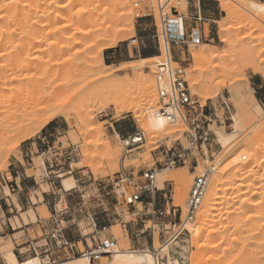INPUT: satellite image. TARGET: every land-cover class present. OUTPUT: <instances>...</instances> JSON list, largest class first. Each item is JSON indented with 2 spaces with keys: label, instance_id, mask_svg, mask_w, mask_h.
<instances>
[{
  "label": "rangeland",
  "instance_id": "1",
  "mask_svg": "<svg viewBox=\"0 0 264 264\" xmlns=\"http://www.w3.org/2000/svg\"><path fill=\"white\" fill-rule=\"evenodd\" d=\"M61 1L59 0H0V16H1L0 17V46H1L0 47V55H1L0 66L9 65V64L13 66V64L14 65L16 64L15 69H19L20 66H22V63L24 61L25 62L23 64H26V62L30 64L32 62L31 65L34 68L38 67V64L43 63V65H46V68L38 67L37 69H34L33 67H30V68H27L28 70L24 69L23 71L25 72L19 74V76L18 75L11 76L12 77L11 85L15 88L16 91H19L21 97L24 96L23 98H26V100H29V102L35 103L38 101V98H40L43 95H49L50 93H53V92H59L60 101L68 102L70 101L71 95L73 93L74 94L78 93V95L80 94L82 96H85V95L88 96L87 102L89 104H87L86 102V104H84L85 106L86 105L92 106L91 109L88 108V106H86L87 108H84V106L80 107V105H83V104H79L80 101H78L79 99L77 98L78 97L77 95L76 98H74L71 101L72 103L69 105V110L71 114L73 115V117H70L69 119H67L66 117L58 116L54 118L53 120H51L48 124L44 125V122H46L47 118L49 117L48 115L49 113H43V116L41 115L38 118V120H36V122H31L32 124L29 125L28 124L29 121H25L26 120L25 117H27V115L25 114V112L23 113L21 110H19V107H18L19 105L17 104L20 114L23 113L24 115H26L24 117V115L22 114V117H19L20 119L18 120V117L16 115L18 116H21V115L18 114L19 113L18 111H16L17 107H15L14 104H12L11 109L13 108V106H14V109H12L11 112L14 110L13 112L15 115V116L12 115L13 113L10 112L12 115V119L14 120L17 117L14 120L16 122L14 121L13 122L17 125L18 123L19 125H22L20 123H23V119H24V122H26L25 125L26 126L27 124L29 125L28 130L25 127L26 131L22 133H26L27 131L30 132L29 130L31 129H33L32 131H34L35 129L36 133L33 132L32 133L33 135L32 134L31 136L29 135L30 137L28 136L25 137L26 136L25 134H21V136L19 137L17 136L18 133H16L17 135L16 134L13 135V137L15 136L17 137H15V139L13 137L10 138L11 140H13L12 143L9 140L10 142L9 145L11 144L10 147H13L12 144L19 142V144L17 143L18 146L17 145L16 147L14 146L15 147L14 151L11 150V149H14V147L9 149L10 147L8 143L6 145L2 144V146H4L3 149L5 148L4 150L6 151H4L2 149V146L0 145V148H1L0 150L4 151V152L0 151V153H2V155H0V202H2V204L4 203L6 204V199H9L8 204H11V207L6 205V208L11 209V210L13 209V212L11 211V215H10L11 216V238L3 236L0 233V251H1L0 264H7L4 258L5 254L9 253L10 251H14L15 247L18 244H21L23 240H26L29 238L35 239L42 235L41 231H39L38 235L35 234V231L38 227V224H37L38 220L39 219L46 220L50 218V212L47 206H45V204L43 203L42 195L47 194L49 196H53V193H55L56 195L58 194L62 195L63 193H60L59 191L63 190V188L61 187V182L64 183L65 180H69L71 185L75 188L76 183L72 176L68 174L67 175L62 174L61 179L57 178L58 171L65 173V171L69 168V166H72L73 169L77 170V173H78L77 176L79 177H82V171L86 169L90 171V176L85 178L86 183L84 185H82L81 183L82 188L79 189V186H78V188L76 189V192L75 191L70 192L71 195L69 196L71 198L70 200L71 204L73 206H76V213H75L76 222L80 223L81 227L86 232H90V228L86 220V216L80 213V208L79 206H77L79 203V199L77 198V195L79 196L80 190L83 191V194L87 196L86 201L83 202L84 203L83 207L87 211H90L91 214H94L95 216H97L98 222L101 223V225L107 227V231H105L103 234L104 238L106 239V238H111V236H114L117 240L116 243L118 244L119 250L121 251H126V250L148 251L152 246L153 237L155 241V247L159 248L162 242H161V236L159 235L158 232H156L155 235L153 234L150 235L149 233H146L139 239L135 237L136 230H134L135 228L134 224H136L137 221L133 217V213H135L136 211L144 212L143 206L137 205L135 208L129 207L126 205L124 200L120 198L118 195L112 193L110 196H107L106 192L110 191V189L108 188L107 189L108 191L104 192L102 187H104L105 185L107 186L110 185L114 176L122 170H126V172H129V173H138L140 171H145V170L160 171L161 169L156 165V160L154 158V152L156 148L159 146V144L170 143V142L177 141V140L182 141L183 143H186V140L183 135V133L186 130V127L184 124L182 123L171 124L169 127V130L167 131L147 132L143 128L144 122L146 120L145 117L147 116V112L145 110L147 109L144 110L146 116L143 115L144 114L143 112L142 118H141L142 120H144V122L139 121L140 119L137 116H135L136 113L133 110L132 112L123 111V113L121 112L119 114L116 107L110 104L109 100L106 97H104L100 93L99 95L97 94L98 92L97 90H99L98 83L92 82L90 84L84 85L81 82L82 81L81 78L79 80L74 79L76 78L75 73L77 72L76 71L73 72L71 64L74 63L76 66L78 65L77 68L81 70V68H83V66L86 65L85 63L88 58L86 56L88 54L89 58L93 57V60H95L96 65H100V59L98 58V52L102 50L103 48L100 45L92 47L91 45H93V42H90L88 39L92 40L93 37H89L85 35L81 36L78 32L77 33L75 32L79 30L78 29L79 28V22H78L79 18L78 17H81L80 15L82 14V12H84L83 13L84 17L88 16L89 14L88 6L84 3H80L83 0H79L80 2L78 3V5H76L74 9H72L70 12V13L73 12V16L76 17L75 21H72L73 23L69 22L70 20L68 21L63 20L62 21L63 23L61 22V24H58L57 26L47 25L46 27L42 25L43 24L42 20H46L47 17L55 13L56 10L59 9L58 7L59 6L62 7L64 5L63 3H65L67 0H61ZM201 1L210 4V7H208L210 10L208 17L211 20L210 23L202 21V23H206L205 24L206 39H204L202 43L200 44V45H203L201 50L206 49L207 51H209V49H212V50L214 49V51H224V50L227 51L228 48L224 44L221 43V36L223 33H226V32L227 34L229 33L230 38L234 41V47H233V50L230 51L228 58L226 57V58H223L222 60L218 59L212 62H205L201 60L200 58L197 59V57L193 56L194 54L188 53L182 48L175 51L179 54V57H180L176 61L183 64L188 69L187 70L188 82H189L192 93L195 95V97L198 100L202 101L203 103L207 102L208 106L213 108L214 120H216V123L212 124L211 126V129L214 130V132L217 135V137H215L214 135L216 142L213 145V150H210V152H206L205 157L201 156L200 166L197 169L196 173H194L193 169L189 167H177V168L168 170L172 174L179 173L189 178L192 181V186H193L194 178L197 175L202 173L206 165L213 164L217 170L221 169L230 160L232 159L234 160L236 158V155L241 151L244 157H246V160H242V163L245 165L248 164L251 158L248 152L249 147L247 146V144L250 141H252L253 138H256L261 133H263V129H264V106L262 105V102L260 100V97H261L260 92L263 91L264 89H260L256 87V85H262L264 87V77L260 74H255L252 68L247 69L246 72H244L245 69L243 68H237L239 64H241L242 62L247 63V61L252 62L253 64H261V62L264 63V23L259 22L257 18H252L251 24H249L248 26L246 25V27L245 26L241 27L240 18L243 19L244 17L237 16L236 18L233 19L234 21L228 20L229 15L227 11L224 10V8L222 7V3L225 2L226 0H201ZM248 1L249 2L254 1V2L264 4V0H245L244 2H248ZM244 2L243 0L242 1L241 0L240 1L239 0L238 1L237 0H227L225 3L230 4L237 11L245 13L240 9V7H238V5L239 6L243 5ZM128 3H129V9H130L129 11L132 10L133 12L131 15L133 19L132 22L134 24L131 25L130 21L126 20L127 18L126 17L125 22L122 23L120 26L121 29L123 30L121 32L124 37H122V39L118 41L115 47L104 49L103 52L101 53V57L103 58L105 51L109 49L121 50L120 56L118 55L117 59H115L117 62L114 66L106 64L103 58V61L106 65L113 66L117 69H120L118 74L113 76L112 80L114 81L120 80L122 76L129 75L131 77V81L134 82L133 75L135 73L132 67L140 65L143 59L148 60V63L146 62V67L147 66L149 67L146 68L145 71L147 73V76L152 78L153 81L155 82L154 83V88H155L156 87V81H155L156 63L158 61H162L165 59L166 50L164 48L162 38H161V49H160L158 41H155L154 39H151L149 42H145V43H142L141 40H139L140 35L138 31L149 28L145 26L144 27L140 26L141 20L150 19L152 23V26H150V28L152 31H155L154 35H156L157 32L160 34L162 31V26H161L162 14L172 17V11L177 10L179 13L185 15L188 18V9L191 7L192 4L197 3V0H174L173 2L169 4H167L165 0H140V10H137L135 8L133 0H128ZM185 4L187 5L186 9H184ZM106 7L107 6L98 5L97 6L98 10H96L97 14L98 15L102 14L103 10ZM161 7H162V10H161ZM48 11H50L49 13H52L49 16H48L49 14ZM59 11L61 10L59 9ZM140 11H142L141 15H145L146 17L137 18L136 15L140 13ZM38 17L40 19L42 17L41 21L40 19H38ZM226 21H229V22H226ZM76 22L78 23V26ZM223 22H224V27L223 26L222 27L224 28V31H223V28H221V23ZM66 23L69 24V26ZM257 24H259V26H257ZM65 25L68 26V28H65L66 27ZM73 25H76V26H73ZM252 25H255V26L252 27ZM238 26H239V29L236 30ZM56 27L58 31L56 30ZM227 30H230V31H227ZM72 32H74V36L76 37V39H78L79 41L81 40L80 41L81 46L77 47L76 49L74 48L73 53L71 52V53H66L62 55V57L60 58V60L62 61L61 65L63 66L62 67L63 70L61 69L62 73L59 72V73L54 74V73L46 72V71H51L52 69L51 67H48V65H52L53 63L55 64V62L53 61L57 60V58L54 55L55 54L54 47L59 42H63L65 40L68 41L67 40L68 38L69 40H71V38L75 39ZM230 32L231 33L234 32V33L230 34ZM242 35L243 37L247 36L246 37L247 40L245 39L241 41ZM249 35L251 37H248ZM26 36L28 38H26ZM78 36H81V37L79 38ZM82 37H84V39ZM41 39H43V41H41ZM137 39L138 41L134 42ZM36 41H39V43ZM29 42L31 43L33 42V44L35 43L33 46L34 48L32 47L31 44L30 45L32 48L30 47ZM87 42H90V44L86 45L85 43ZM89 45L90 47H92L91 49L93 50L92 55H90L89 52H87L88 50L87 48ZM28 46L30 47L31 50L28 48ZM37 46L39 48H37ZM26 48L29 50H27ZM36 48L38 49V51L35 50ZM49 48H51V50ZM52 48L54 49L52 50ZM145 50H151V53H146V54L143 53ZM14 51H18V52H14ZM42 51H45V52L48 51L47 52L48 54ZM19 53L22 55H20ZM41 53L43 54L45 53L44 55L45 58L43 54ZM153 54H155L156 56H151ZM161 54H162V57L160 60H157V59L152 60L156 57H160ZM26 55L27 57H25ZM28 57L31 58V60ZM38 57L41 61L37 59ZM25 58L29 59L30 61L25 60ZM49 60L50 62H52L51 64H49L50 63ZM236 63H239V64H236ZM41 69L44 71L42 72ZM194 69L196 70V72L192 73V70ZM70 72L71 73L73 72L71 74L73 78L70 75ZM244 74L246 75V79L244 77ZM4 75H5L4 73L0 74V86L1 88L3 87L2 89H4V91H6L8 87L7 82L9 81V78L8 76H4ZM32 77H34L35 79ZM56 78L58 80H56ZM69 79H70V82H69ZM193 79L195 80L194 82H193ZM12 82L15 83V85H13ZM18 82H19L18 85L22 86L23 88L22 87L17 88ZM52 84L55 86H53ZM60 85H62V87ZM12 86L11 88H13ZM24 86L26 89L24 88ZM54 87H57V88L55 89ZM53 88L55 89V91H53ZM208 88L210 89V91H208L209 90ZM21 89L23 91H21ZM155 89L156 90H154V93L156 95L157 87ZM131 90L128 93V95H126L127 98H125L126 103L124 104V106L128 104L127 106H125L126 108H128L129 106L130 107L132 106L133 109L135 108L134 110L137 109L139 112H141L142 110L140 108L143 107L141 103V99H143L145 96H149V94H147L146 92H143L142 90H138L137 88H134ZM50 91H53V92H50ZM135 95L138 97H135ZM139 95L143 97L140 98ZM133 96L136 99L132 98ZM92 97L94 98V100ZM157 98L158 97H156L157 101H155V103L152 106L156 105L157 103V108H158ZM92 102L94 106L92 105ZM225 102L228 104L232 112L231 113L232 117H230V119H227L228 116H227V108H226ZM256 106H260L263 109V112L260 113V116L256 110ZM155 107H152V108L157 109ZM83 108L87 110L89 109V111L94 112L93 114H94L96 124L97 125L99 124L98 128H100L101 126L102 133L100 132V129L99 131H97V134L95 132V135L93 134L86 135V133H84L85 131H82L84 129L81 126L82 123L78 124L79 120L76 118L77 117L76 112L82 110ZM20 109H22V106H20ZM0 111H1V108H0ZM15 111L18 113L15 114ZM23 111H26V109ZM3 114L4 113L1 114V117ZM239 114L242 115V118H243L242 119L243 121L241 123L242 132L237 134L236 141L229 148H224L221 144H219V141H218L219 135L220 134L222 135L223 133L232 134L234 132L233 118L235 115L237 116ZM7 115L8 114H6L5 116L4 114V116L2 117L3 120H4V117H7ZM1 117H0V120L2 121ZM21 118H22V121H21ZM255 119H256V122H255ZM54 121L62 125L63 130L59 134H57L55 137H52V136L50 137L49 135H45L44 132H45L46 127L49 126V124H51V122H54ZM41 126L43 127L41 128V130H39ZM138 130L143 131L146 137V141L144 142L143 146H141V148H139L138 150L134 151L131 154H126L125 145L123 143L121 136L127 133H134ZM99 134L100 135L102 134L101 137L103 138H101ZM22 135L24 136L22 137ZM21 137H22V140L19 141ZM94 137L97 139V142ZM260 141L261 142L263 141V142L261 143ZM260 141L258 144L260 146H264V138H262V140ZM106 145L107 147L110 146L116 150H118V148L119 150L121 149L120 150L121 152L115 161L114 160L109 161V159L105 157L104 154L106 152V149H108ZM7 148L9 149L8 151H7ZM26 154H29V155L26 156ZM23 155L26 159L25 163L23 161ZM209 161L211 163H208ZM19 162H22L24 168L19 167L20 166ZM57 164L59 165L58 168L56 167ZM257 174L258 175L264 174V163H263V166L261 165V167L259 168ZM19 176L22 179L26 178L27 181H30V184H27V186L30 187V190L19 191L17 189L16 192L12 193V195L9 196L10 192H9L8 187H6V185L13 184V186L16 188V182L19 183V179H16V178ZM162 176L163 174H161L160 178L163 181H165L164 187L167 188V190L173 191L175 205L177 206L176 183L175 181L165 176L163 177ZM100 182H103L104 184L102 185V187L98 186ZM64 188L65 190H68L65 186ZM229 190L227 191L228 193L225 192L226 195L223 193L224 199H222L221 202H224V204L220 206L222 207V210H220V212L212 211L213 213L210 217L212 220L210 219L207 222V224H205L204 232L207 233L208 231H210V229L212 230L213 228L217 227V229H220V231L222 230V232L227 236V238L240 235L241 239L239 240L240 241L242 240L241 242L242 243L244 242L243 244L247 245L250 243L249 246L252 248H250L247 245L248 246L247 252L249 253L251 250L254 249L253 248L255 246V244H253L254 240H250L248 238L247 236L248 233H243V232L240 233V231H238L235 227L233 229V225L235 224L234 221L237 222V220L239 219L237 217L239 215L232 213L230 210H233L235 207H237V203H239V199L235 197V194H233V190L231 189ZM190 191H189V194H190ZM5 194L8 196V198L7 196L5 197ZM231 196L234 197L232 200H230ZM262 196L264 198V195ZM37 199H40V202L37 201ZM30 200H32L34 205L32 203H27V202H30ZM19 202H22V206L21 208H19V205H18V208L16 210L14 208V204L17 205V203ZM262 203L264 204L263 199H262ZM262 203H261V208L263 209L261 211H264V207ZM201 209L197 215L198 218L201 215ZM226 211L227 212L230 211V212L227 213ZM214 213L215 215H213ZM230 213L232 216L230 215ZM0 216H3L1 206H0ZM233 216L235 219L233 218ZM196 220L194 221L195 223H197ZM218 220L220 223L218 222ZM146 221H149V220H146ZM228 223L230 224L229 227L230 228L232 227L231 229H229V227L228 228L226 227L229 225ZM261 223H262V228H264L263 227L264 223L263 222ZM147 225L149 227L152 224L148 222ZM8 226H10L9 221H7L6 223L5 222L3 223L0 221L1 231H5ZM213 226H216V227H213ZM224 228H226L227 231L228 230L230 231V232L228 231L229 234L227 233L226 229L224 231ZM262 230L264 232V229ZM246 231H248V229H246ZM5 232L8 233L7 231ZM244 237L245 239L243 240ZM261 238H263V235L259 237V239ZM138 240H140L139 242L141 244L140 243L136 244V241ZM257 240L258 239H255V241ZM176 243L178 244L177 245L174 244L169 251L170 258L168 255H164V258H165L163 262L164 264H169V259L172 260L173 262L178 261L179 264H200V263L204 264L202 263L204 262L202 261V259L204 260L205 258V256L203 257L204 252L202 253L201 252L202 249L197 248V246L195 245L194 236L192 235L191 232L188 231ZM80 248L81 250H83L82 245H80ZM247 252L237 262H235V264H250V263L253 264L254 263V260L252 259L253 257H251L250 254H248ZM247 254L249 257L247 256ZM79 257L81 256H76V259H78ZM198 257L201 260L198 259ZM73 259L74 258L68 259V258L62 257L59 260H57L56 264L65 263L67 261H72ZM106 260H107V264H112L111 262L114 260V255L105 258V261ZM20 262H22V260H20ZM44 263L55 264L53 262L48 263V260L45 261ZM91 264H103V260L101 258L95 262H91ZM260 264H264V261H261Z\"/></svg>",
  "mask_w": 264,
  "mask_h": 264
},
{
  "label": "bare ground",
  "instance_id": "2",
  "mask_svg": "<svg viewBox=\"0 0 264 264\" xmlns=\"http://www.w3.org/2000/svg\"><path fill=\"white\" fill-rule=\"evenodd\" d=\"M59 1H61V0H59ZM165 1H166L167 4H169V3L173 2L174 0H165ZM244 1L245 0H243V2ZM79 2H80L79 0H67L65 3H63L64 5L62 4L63 5L62 7L61 6L58 7L61 11H59V9H57L58 11L56 10V12L53 13V14L49 13L50 11H48V13H49L48 16L50 14H52V15L47 17L46 20H42L43 21L42 25H44L46 27H47V25L48 26L49 25L57 26L58 24H61V22L63 20H67V21L70 20L69 22L75 21L76 17L73 16V12L72 13H70V12H71L72 9H74V7L76 5H78ZM225 2L222 3V7L224 8V10L227 11V13L229 15L228 20L234 21L233 19L236 18L237 16L238 17H240V16L244 17L243 19L240 18L241 19V22H240L241 27L242 26L246 27V25L248 26L249 24H251L252 23V18H257L259 20V22L264 23V4H261V3H258V2H254V1L244 2L243 5H240V6L238 5V7H240V9L243 12H245V13H242L240 11H237L233 6H231L230 4L225 3ZM80 3H84V4H86L88 6V13L89 14L87 13L88 16L84 17V15H83L84 12H82V14L80 15L81 17H78L79 18L78 19L79 20L78 21L79 22V28H78L79 30L75 31V32L76 33L78 32L81 36L85 35V36L93 37L92 40L88 39L90 42H93V45H91V46L95 47V46H99L100 45V46H102L103 49L98 52V58L100 59V65H96L95 64V60H93V57L89 58L88 54H87V56L85 55L86 57H88L87 60H86V63H85L86 65L83 66V68H81V70L77 68L78 65L76 66L74 63L71 64L73 72L76 71L78 73V74L75 73L76 78H74V79H78L79 80L81 78L82 79L81 82L84 85L90 84L92 82L98 83L99 90H97L98 91L97 94L99 95V93H100L101 95L106 97L109 100L110 104H112V105H114L116 107V109L118 110L119 114L121 112L123 113V111L124 112L125 111L132 112V110H133L136 113V114L134 113L135 116H137L140 119V120L139 119L138 120L144 122V120H142L141 118H142L143 112H144L143 115H145V111H146L147 112V116L145 115L146 116L145 117L146 120L144 122L143 128L147 132H152V131L162 132V131L169 130V127H170L171 124L166 122L165 119H163L162 117H160L157 114L156 109L152 108V107H155V106H156L155 108H157V103H156V105L152 106L155 103V101H157L156 100V97H157L156 95L157 94L155 95V93H154V90H156L155 89L156 87L154 88V83L155 82L153 81L152 78L147 76V73L145 71V69L149 67V66L146 67V62L148 63V60L143 59L141 61L140 65L132 67L134 69V73H135L133 75L134 82L131 81V77L129 75L122 76L120 80L114 81V80H112V78H113V76L118 74L120 69H117V68H115L113 66L106 65L104 63V61H103V58L101 57V53L103 52L104 49L115 47L117 45L118 41L121 40L122 37H124L122 35V32H121L123 30L121 29L120 26H121L122 23L125 22V18L127 17L126 20H129L131 25L134 24L132 22L133 19H132V15H131L133 12H132V10L129 11L130 9H129L128 0H83ZM98 5L107 6L103 10L102 14H99V15L96 12V10H98V8H97ZM99 13H100V11H99ZM46 14H47V12H46ZM103 14H104V16H103ZM38 19H40V18L38 17ZM41 19H42V17H41ZM41 19H40V21H41ZM226 22H229V21H226ZM33 25H34V23H33ZM67 25L69 26V24H67ZM35 26H36V24H35ZM55 26H54V28H55ZM68 26H66L65 28H68ZM73 26H76V25H73ZM77 26H78V23H77ZM222 26L224 27V22L221 23V28H223ZM254 26L255 25H252V27H254ZM257 26H259V24H257ZM73 28H75V27H73ZM226 29H225V31H226ZM237 29H239V26H238V28H236V30ZM56 30L58 31L57 27H56ZM230 30H227V31H230ZM234 30H235V28H234ZM39 31H40V29H39ZM57 31H55V32H57ZM223 31H224V28H223ZM232 33H234V32H232ZM232 33L230 32V34H232ZM36 34H37V32H36ZM72 34L74 36V32H72ZM81 36H78V37L80 38ZM246 37L245 36L243 37V35H242V38L240 37L241 41H243L245 39L247 40ZM248 37H251V36L249 35ZM26 38H28V37L26 36ZM40 38H39V40H40ZM82 38L84 39V37H82ZM36 39H38V38H36ZM36 39H34V40H36ZM67 40L68 41L65 40L63 42L57 43V45L55 47L53 45V47L55 48V54L54 55L57 58V60H56L57 62L52 60L53 62H55V64L53 63L52 65H48V67H51L53 70L51 69V71H46L48 69V67H47V69L45 70L46 72L54 73V74L55 73H59V72L62 73L61 69H62L63 66L61 65L62 61L60 60L62 55L66 54V53H71V52L73 53V51H74L73 49L74 48L76 49L77 47L81 46V42H80L81 40L79 41L78 39H76V37H75V39L71 38V40H69V38H68ZM41 41H43V39H41ZM56 41H58V40H56ZM33 42H35V41H33ZM33 42L32 43L29 42V45L31 44L32 47L35 44V43L33 44ZM36 42L39 43V41H36ZM85 42H86V40H85ZM90 42H87L85 44L86 45L90 44ZM221 43L224 44L228 48L227 51L226 50H224V51H214V49L213 50L209 49V51H207L206 49L205 50L204 49L201 50L203 45L195 46V45L192 44L190 46V48H189V52L194 54L193 56L197 57V59L200 58L201 60H203L205 62H212V61H215V60H218V59L222 60L223 58H226V57L228 58V56L230 54V51L233 50L234 41L230 38L229 33L227 34V32H226V33H223L222 36H221ZM54 44H56V43H54ZM16 45H17V43H16ZM31 45H30V47H31ZM30 47L28 46L29 49H30ZM92 47H90V45H89L88 48H87L88 49L87 52H89L90 55L93 54V50L91 49ZM37 48H39V47L37 46ZM37 48L35 49L36 51H38ZM54 48H52V50ZM29 49H27V50H29ZM49 49L51 50V48H49ZM14 52H18V51H14ZM42 52H45V51H42ZM47 52H45V53H47ZM165 52H166L167 55L169 54L167 50ZM32 53H34V52H32ZM45 53L44 54L41 53V54H43V56H44ZM53 53H54V51H53ZM20 55H22V54H20ZM31 55H30V57H31ZM0 57H1V55H0ZM25 57H27V55ZM95 57H97V56H95ZM10 58H11V56H10ZM16 58H17V56H16ZM44 58H45V56H44ZM50 58H52V57H50ZM29 59L31 60V58H29ZM29 59L25 58V60H27V61ZM32 59H33V57H32ZM37 59H39V57ZM156 59L160 60L158 57H156V58H154L152 60H156ZM149 61H151V60H149ZM49 62H50V60H49ZM23 63H22V66H20V68L18 67L19 69H15V65L16 64L14 65L13 63H12L13 66L11 64L0 66V74L4 73L5 74L4 76H8V78H9L8 82H7L8 79L6 80L7 85H8L6 91H4V89H2L3 87L1 88V86H0V89H1V91H0V108H1L0 117H1L2 113H4L5 116H6V114H8L7 117H4V120L2 118L4 116V114H3L2 117H1L2 121L0 120V143H1L0 145L1 146H2V144L6 145L7 143L9 145V143H10L9 140L12 143L13 140H11L10 138H12L13 135H15L16 133H18V135L17 134L16 135L19 136V137L21 136V134H25L26 135L25 137H27V136L30 137L33 132L36 133L35 129H34V131H32L33 129L29 130L30 132L27 131L28 132V133L26 132L27 134L26 133H22V132L26 131L25 127L28 130V126L30 124H32L31 122H36V120H38V118L41 115L43 116V113H49L48 114L49 117L47 118L46 122H44V125L48 124L51 120H53L54 118H56L58 116H61V117L63 116V117H66L67 119H69L70 117H73V115L71 114V112L69 110V105L72 103L71 101L74 98H76L78 93H75V94L73 93L71 95L70 101H68V102H61L60 101L59 92H53V91H55V89L57 87H54L55 89L53 88V91H50V92H53V93H50L49 95H43L41 97L39 96L40 98H38L37 102H35V103L32 102L34 104L29 102V100H26V98H23L24 96L21 97L19 91H16L15 88L11 85V78H12L11 76H13V75L14 76L18 75L19 76V74L25 72V71H23L24 69L33 67L31 65L32 62L31 63L29 62L30 64H28L27 62H26V64H23ZM51 63L52 62H50L49 64H51ZM245 63H243V62L241 64L236 63V64L240 65V66L238 65L237 68L245 69V71L242 70L244 72H246L247 69L252 68L255 74H260V75H262L264 77V67H263L264 63L263 62H261V64H253L252 62H248V61H247L246 64ZM97 64H99V63H97ZM38 67L39 68H43V67L46 68V65H43V63H42V64H38ZM38 67H36V68L33 67V68L37 69ZM80 67H81V65H80ZM64 69H65V67H64ZM43 71L44 70H42V72ZM195 72H196L195 69L192 70V73H195ZM72 73L70 72V75ZM244 77L246 79V75L245 74H244ZM20 78H21V76H20ZM25 78H27V77H25ZM32 78H34V77H32ZM72 78H73V76H72ZM48 79H50V78H48ZM56 80H58V79L56 78ZM71 81H72V79H71ZM194 81L195 80L193 79V82ZM69 82H70V79H69ZM18 84H19V82L17 83V85ZM195 84H197V83H195ZM13 85H15V83H13ZM2 86H4V85H2ZM11 86L13 88H11ZM33 86H34V84H33ZM53 86H55V85H53ZM60 86L62 87V85H60ZM18 87H22V86L18 85L17 88ZM24 88H25V86H24ZM134 88H137L138 90H142L143 92H146L147 94H149V96H145L144 95L145 97L143 99H141V103H142V106H143V107L140 108L142 110V111L140 110L141 112H139L137 109L134 110L135 108L133 109L132 106L131 107L129 106L128 108H126L125 106H127L128 104L124 106V104L126 103V101H125L126 99L125 98H127L126 95H128L130 90L134 89ZM210 89L208 91H210ZM216 89H218V88H216ZM21 91H23V90L21 89ZM81 91H82V89H81ZM48 93H49V91H48ZM92 94H93V92H92ZM135 97H138V96L135 95ZM135 97L133 96L132 98H135ZM142 97L143 96H140V98H142ZM77 98L79 99L78 101H80L79 104H83V105H80V107L84 106V108H87L86 106H88V108H90V109L92 108L91 105H86V106L84 105L88 101V96L87 95L82 96V95L79 94ZM93 100H94V98H93ZM95 101H96V99H95ZM12 104H14L15 107H17L19 105L18 106L19 110H21L23 113L25 112L27 117H25L26 115H24L22 112L21 113L24 115V117L26 119L25 121H29L28 122L29 125L28 124H27V126L25 125L26 122H24V119H23V123H24L25 126L23 125V123H20L22 125H19V123H18L19 126L14 123V122H16L14 120L17 117H18V120L20 119L19 117H22V114H20V112L18 110V107H17V109L15 108L16 111L19 112L18 113V112L15 111V114L18 113L21 116L16 115L17 117L13 120L12 119V115H14V112H13L14 110L12 112H11V110L14 109V106L11 109ZM21 104H23L25 107L23 105H21ZM87 104H89V103L87 102ZM92 105H93V102H92ZM20 106H22V109H20ZM89 106H91V107H89ZM23 107H24V109H23ZM80 107H79V109H80ZM84 108L82 110L76 112L77 113V117L76 118L79 120L78 124H81V123L83 124V125L81 124V126L84 129L82 131H85L84 133H86V135H91V134L95 135V132L97 134V131H99V129H100V132L102 133L101 126H100V128H98L99 124L98 125L96 124V121H95V118H94V114H93L94 112L89 111V109L87 110V109H84ZM25 109H26V111H23ZM145 109H147V110H145ZM2 110H4V111H2ZM241 110H243V109H241ZM256 110H257L259 116H260V113L263 112V109L260 106H256ZM10 112L13 113V114L11 115ZM241 112H243V111H241ZM242 119H243L242 115H240V114L237 115V116L235 115L234 118H233V121H234V124H233L234 132L232 134L223 133L222 135L221 134L219 135V139H218L219 144H221L224 148H229L236 141L237 134L242 132V128H241V126H242L241 123L243 121ZM11 120H12V122H11ZM21 121H22V118H21ZM255 122H256V119H255ZM253 124H254V122H253ZM42 127L43 126H41L39 128V130H41ZM17 136H15V137H17ZM23 136L24 135H22V137ZM101 136H102V134L100 135V137ZM15 137H13V138L15 139ZM22 137L19 139V141L22 140ZM100 137H98V138H100ZM74 138H75V136H74ZM101 138H103V137H101ZM262 138H264V129H263V133H261L256 138H253V140L250 141L247 144V146L249 147V151L248 152H249V155H250V158H251L250 162L248 164L245 165V164L242 163V160H245L246 157H244V155L242 154V151H241V152H239L236 155V158L234 160L233 159L230 160L221 169L217 170L215 168L214 175H213V178H212L213 180L211 181V185H210L209 190L207 192V196L205 197V201L203 202V204L201 206V208H202L201 209V215L199 216V218L197 217V220H196L197 223H195L194 221H190V222L186 223L187 229L194 236L195 245L197 246V248L202 249V251H201L202 253L204 252L203 253L204 254L203 257L205 256V258H204V260L202 259V261H204L202 263H204V264H235V262H237L242 256H244V254L248 250L247 247L250 245V243L247 244L248 246L246 244H243L244 242L242 243L241 242L242 240L241 241L239 240V239H241L239 234H238L239 236L236 235L235 237L232 236L231 238H227V236L222 232V230L220 231V229H217L216 226H213V227H216V228H213L212 230L210 229V231H208L207 233L204 232V230H205L204 226L211 219L210 217H211V215L213 213L212 211H219L220 212V210H222V207H220V206H222L224 204V202H221V200L224 199L223 193L225 194V192H227L229 189L233 190V194H235V197H237L239 199V203H237V207H235L233 210H230L232 213L239 215L237 217V218H239L237 220V222L234 221L235 224L233 223L234 224L233 225V229L235 227L238 231H240V233H242V232L243 233H248L247 236H248V238L250 240H254L255 241V239H258L257 241H255V243L253 241V244H255V246L253 247L254 249L251 250L249 253L248 252L247 253L250 254L251 257H253L252 258L254 260L253 264H260L261 261H264V232L262 230L264 228H262V223H261V222L264 223V211H261L263 209V208H261L262 199L264 200V198L262 196V195H264V174H262V175H258L257 174L259 168L261 167V165L263 166V163H264V146H260L258 144L259 141L262 140ZM95 140L97 142L96 138H95ZM17 143L19 144V142H17ZM17 143L12 144V146L16 147ZM107 145H106V147H107ZM10 146H11V144L9 145V147ZM3 147L4 146H2V149H3ZM13 147H10L9 149H11ZM15 147H14V149H11V150L14 151ZM107 148L108 149H106V152L104 154L105 157H107L109 159V161L110 160H114L115 161L118 158V156H119V154L121 152L120 151L121 149L119 150V148H118V150H116V149H113L110 146H108ZM9 149L7 148V151ZM3 150H0V151H2V152L6 151V150H4V151ZM5 154H6V152H5ZM0 155H2V153H0ZM111 163H112V161H111ZM208 163H211V162L209 161ZM211 165H213V164H211ZM161 174H163V176L175 181L176 186H177V199H176L177 200V206L182 208L183 211H184V214H185L186 213V205H187L186 201H188L187 198L189 197L188 196L189 195V191H190V189L192 187V181L189 178H187L184 175H182V174H179V173L172 174L168 170H160V171H157V178L159 177L158 178V183H159V186L161 188L164 187V183H165V181H163L160 178ZM64 186L68 190L73 189V186L71 185L69 180H65L64 181L63 187ZM233 196H231V198L229 197L230 200H232L234 198ZM263 207H264V204H263ZM229 209H231V208H229ZM229 212H227V213H229ZM213 215H215V213ZM230 215H231V213H230ZM234 216H233V218H234ZM193 222H194V224H193ZM218 222H219V220H218ZM229 226H230V224L228 226H226V227L228 228ZM231 228L229 227V229H231ZM225 229L226 228H224V231H225ZM246 229H248V231H246ZM226 231H227V229H226ZM228 231H227V233L229 234L230 231L229 232ZM219 233H221V234H219ZM232 235H233V233H232ZM261 235H263V238L259 239V237ZM248 238H246V239H248ZM244 239H245V237L243 238V240ZM175 244L177 245L178 243H175ZM172 246H173L172 244H170V245L168 244V245L160 246L159 248H157L159 251H161V255H162L163 261L165 260L164 255H168L169 258H170L169 251H170ZM250 248H252V247H250ZM248 254H247V256H248ZM113 255H114V260L111 262L112 264H156L155 260H154V257H153V254L151 253L150 250H148V251H145V250H143V251H130V250L121 251V250H119V251H116ZM4 258H5L6 262H7V264H44L42 262V260L40 258H37V257H32V258H29V259H27L25 261L19 262L17 260L16 256H15L14 251H10L9 253L5 254ZM105 258H107V257L102 258L103 264H107V260L105 261ZM250 258H248V259H250ZM198 259H200V258L198 257ZM253 260H252V262H253ZM60 264H91V261H90L89 257H79L78 259L74 258L72 261H67L65 263H60ZM169 264H179V262L178 261H174L173 262L172 260L169 259Z\"/></svg>",
  "mask_w": 264,
  "mask_h": 264
},
{
  "label": "built area",
  "instance_id": "3",
  "mask_svg": "<svg viewBox=\"0 0 264 264\" xmlns=\"http://www.w3.org/2000/svg\"><path fill=\"white\" fill-rule=\"evenodd\" d=\"M133 2L135 8L140 10V0H133ZM141 13L142 11L136 17H145ZM161 26V33L157 32L153 39L158 41L161 49L162 38L164 48L169 54H166L164 60L156 63L155 81L158 97L156 112L170 124L182 123L185 125L186 130L183 135L186 143L179 140L161 143L154 152V158L156 165L161 170L189 167L196 173L200 166L201 156L205 157L206 152L213 150L217 135L211 129V126L216 123V120H214L213 108L208 106L207 102L203 103L198 100L192 93L188 82V69L175 60L173 53L181 48L190 53V46L192 44L195 46L200 45L204 37L198 30L187 29L185 18L177 11L172 12V17L162 14ZM161 57L162 54L158 58L161 59ZM225 105L227 119H230L232 112L226 102ZM121 138L125 145L126 154L138 150L146 141L145 134L139 130L124 134ZM56 167L58 168L59 165L57 164ZM215 168L214 165H206L202 173L194 178L185 214L182 208L175 205L173 191L159 186L157 170H145L138 173H129L122 170L114 176L110 185L102 187L104 184L100 182L98 186L102 187L104 192L108 191L109 188L110 191L106 192L107 196L114 193L122 198L129 207L143 206L144 212L136 211L133 213L139 227L136 234L137 239L146 233L155 235L158 232L162 242L160 246L174 245L189 231L186 223L197 219ZM62 174H68L76 178L78 173L72 166H69L65 173L58 171L57 178L61 179ZM89 176V170L82 171V179ZM6 187L12 193L17 189V186L15 188L13 184H7ZM81 198L85 202L87 196L82 194ZM80 213L86 216L90 232H86L81 224L76 222L75 213L71 210L67 201L60 200L54 206L50 218L38 220V228L42 235L28 240L24 244L22 251H19L22 261L37 257L43 263L48 260V263L53 262L56 264V258L61 253L66 252L73 255V251H77L76 245L78 243L67 238V231L73 227L77 229L79 244L83 247L78 256L89 257L91 262H95L101 258L113 256L116 251H119L114 236L104 238L103 234L107 231V227L98 222L97 216L91 214L84 207L80 209ZM71 221H73V224L69 225ZM148 222L152 224L149 227ZM85 245L87 248H85ZM149 250L153 254L156 264H164L161 251L155 247L154 237Z\"/></svg>",
  "mask_w": 264,
  "mask_h": 264
},
{
  "label": "crops",
  "instance_id": "4",
  "mask_svg": "<svg viewBox=\"0 0 264 264\" xmlns=\"http://www.w3.org/2000/svg\"><path fill=\"white\" fill-rule=\"evenodd\" d=\"M208 7H210L209 3L202 2L201 0H197V3L192 4L191 7L188 9V18L185 15L179 13L185 18V24H186L187 29H189V30H191V29L198 30L201 33V35L204 37V39H206V37H205V24L206 23H202V21L209 22V23L211 22V20L208 17V14L210 13V10H209ZM186 8H187V5L185 4L184 9H186ZM175 11H177V10H174L172 12L174 13ZM203 17H205V18H203ZM140 26H142V27L145 26V27H149V28L138 31L139 35H140L139 40H141L142 43H145V42H149L151 39H153L155 31H152L151 28H150V26H152L151 20L150 19L141 20V25ZM137 41H138V39L136 40V42ZM143 53H145V54L146 53H151V50H145ZM120 54H121V50L109 49V50L105 51V53L103 55V58H104V61L106 62V64L114 66L116 64V62H117L115 59H117L118 55L120 56ZM174 54H175L174 55L175 56V60L180 58L179 54L177 52H174ZM151 56H156V55L153 54ZM256 87L260 88V89H264V87L262 85H256ZM260 95H261L260 100L262 102V105L264 106V90L260 92ZM62 130H63L62 129V125H60L58 122L54 121V122H51V124H49V126L46 127L44 134L45 135H49L50 137L51 136L55 137ZM28 155L29 154H26V156H28ZM23 161H24V163L26 162V159H25L24 155H23ZM19 165H20L19 167L24 168L22 162H19ZM16 179H19V183L16 182V186H17V189L19 191L30 190V187L27 186V184H30V181H27L26 178L22 179L20 176L17 177ZM74 180H75L76 186H75V188L73 187V189H71V190H65V188L63 187V182H61V187L63 188L64 192H63V190H60L59 192L63 193L62 195H60V194L56 195L55 193H53V196H49L47 194H43L42 195L43 203L45 204V206H47L50 214L53 211L54 206L60 200L67 201V203L69 204L71 210L74 213H76V206H73L71 204V202H70V200H71V198L69 197L71 195L70 192H72V191L76 192V189L78 188V186H79V189H81L82 185H84L86 183V179H82L81 177L77 176L76 178H74ZM20 183H21V185H20ZM81 183H82V185H81ZM16 190H15V192H16ZM82 194H83V191L80 190L79 196L77 195V198L79 199V203H78L77 206H79L80 209L83 207V201H82V198H81ZM11 195H12V192H10L9 196H11ZM5 196H7V195L5 194ZM7 198H8V196H7ZM8 200L9 199H6V204L5 203L2 204V202H0V206H1L2 214H3V216H0V221L3 222V223L4 222L6 223L7 221H9L10 226H8L6 228V230H5L8 233H6L5 231H1V230H0V233L3 236L11 238V216L10 215H11V211L13 212V209L11 210V209H7L6 208V205L11 207V204H8ZM37 201L40 202V199H37ZM27 203H32L33 204L32 200H30V202H27ZM18 205H19V208H21L22 202L17 203V205L14 204V208L16 210L18 208ZM82 215H84V214H82ZM74 217L76 219V216H74ZM71 223H73V221H71L69 223V225H71ZM134 225H135L134 226L135 227L134 230H136L135 231V237H136V234H137V231H138L139 227L137 226V224H134ZM37 229H38V227H37ZM37 229L35 231L36 235H38V233L40 231V229H38V230ZM6 237H4V238H6ZM67 238L70 241H76L78 243V245H76L77 251H73V255L69 254V253H66V252H63V253H61V255L57 256V258H56L57 260H59L62 257L68 258V259H71L74 256L76 257V256H78V254H79V252L81 250L80 244H79V239H78L79 238V234H78V231H77L76 228L73 227V228H70L67 231ZM28 240H31V238L23 240V242L21 244H18L15 247L14 253H15V256H16V258H17V260L19 262H20V260H22L21 256L19 255V251H22V249L24 248V244ZM139 241L140 240L136 241V244L137 243L139 244L140 243ZM85 248H87L86 245H85Z\"/></svg>",
  "mask_w": 264,
  "mask_h": 264
}]
</instances>
